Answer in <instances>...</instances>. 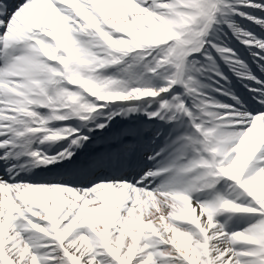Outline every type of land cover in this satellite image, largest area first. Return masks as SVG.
Instances as JSON below:
<instances>
[{
    "label": "snow or ice",
    "instance_id": "6c2138e0",
    "mask_svg": "<svg viewBox=\"0 0 264 264\" xmlns=\"http://www.w3.org/2000/svg\"><path fill=\"white\" fill-rule=\"evenodd\" d=\"M0 264H264V0H0Z\"/></svg>",
    "mask_w": 264,
    "mask_h": 264
},
{
    "label": "bare ground",
    "instance_id": "6f19581e",
    "mask_svg": "<svg viewBox=\"0 0 264 264\" xmlns=\"http://www.w3.org/2000/svg\"><path fill=\"white\" fill-rule=\"evenodd\" d=\"M236 20L239 21L241 23V25L244 27H248L250 29L256 30L257 32H261V30L257 26H253L251 24V22L246 21V20L240 18L239 16L236 17ZM229 35H231V33H229ZM233 40L235 41L234 37H233ZM235 44L237 46L238 51L244 49V45L240 44L239 41H235ZM225 70L227 71L226 66H225ZM228 75L230 76L231 81H232L230 86L237 90V94L240 95L242 99L246 98L247 97V89L244 88L239 83L238 79L234 75H232L230 72L228 73Z\"/></svg>",
    "mask_w": 264,
    "mask_h": 264
}]
</instances>
